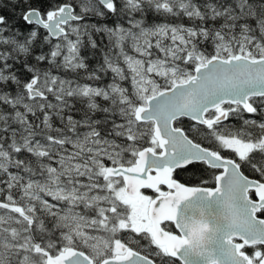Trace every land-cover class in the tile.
Masks as SVG:
<instances>
[{"label":"snow or ice","instance_id":"6c2138e0","mask_svg":"<svg viewBox=\"0 0 264 264\" xmlns=\"http://www.w3.org/2000/svg\"><path fill=\"white\" fill-rule=\"evenodd\" d=\"M0 264H264V0H0Z\"/></svg>","mask_w":264,"mask_h":264},{"label":"flooded vegetation","instance_id":"af4514ba","mask_svg":"<svg viewBox=\"0 0 264 264\" xmlns=\"http://www.w3.org/2000/svg\"><path fill=\"white\" fill-rule=\"evenodd\" d=\"M190 175H191V173L187 174V176L182 174L180 178L183 181V180H186L188 178V176H190Z\"/></svg>","mask_w":264,"mask_h":264}]
</instances>
